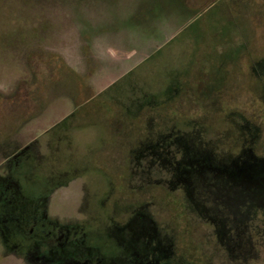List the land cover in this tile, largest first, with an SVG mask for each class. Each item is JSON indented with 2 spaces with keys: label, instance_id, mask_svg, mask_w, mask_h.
Here are the masks:
<instances>
[{
  "label": "trees",
  "instance_id": "1",
  "mask_svg": "<svg viewBox=\"0 0 264 264\" xmlns=\"http://www.w3.org/2000/svg\"><path fill=\"white\" fill-rule=\"evenodd\" d=\"M19 1H22L23 11L19 17H16L17 19L15 18V29L7 30L0 35V45L18 48L20 53L26 55L31 63L35 54L48 55L46 54L48 52H44L43 48L46 41L54 37L55 29L74 27L78 32V46L87 66L86 73L79 74L58 55L53 53L49 55L53 71L58 73L60 78L48 81L47 91L52 95L67 94L75 103L72 114L56 123L44 134V136L54 135L48 143L51 146V152L72 149L76 153L77 143L73 146L68 143L66 148L65 138L73 140L72 137H75L73 135L77 134L78 130L79 132L83 131L81 130L84 125L81 124L83 117L79 116L80 113L88 104L100 100V105L95 106L96 109L86 111L82 115L87 117L86 120L91 117H94L95 120L96 116L102 112L101 110L105 107L109 108V117H103L102 127L106 133H111V136L115 138L119 135L120 140H123L120 142V150L124 151L123 155L125 154V156L123 161L116 159V152L108 148L103 151L102 160L98 165L103 169L102 167L107 168L109 163L116 167L117 162H120V167H123L120 173V185L126 184V179L131 177V171L140 158L139 155L148 152L154 155L151 158L154 162L159 160L160 153L168 158L170 167L166 169L174 168L175 172L176 167H180L184 170L183 176H181L182 173L175 174L176 178L181 177V180L176 179L175 185L185 183L186 180H182V177H188L191 181L197 178L198 174L201 175L197 170L211 172L205 169V162L208 168L213 171L210 173L213 179L217 177L216 174H226L231 185H240L243 188L250 187H246L248 182L254 181L253 183L257 185L261 183L264 177V153L259 150L260 126L256 127L257 123L241 115H228L229 120L227 121L230 126L224 127L222 131L216 133L217 136L222 137V141L213 144L207 137L208 127L201 126L202 121L208 118L207 114L205 117L196 115L202 110L206 111L205 105L202 109L199 107L192 109L194 106H199L200 103L205 104L207 102L205 100L210 101L209 91L203 84L205 77H203L202 71L205 66L208 69L211 67L212 70L215 67L218 68L217 64L220 61L217 59L231 55L240 57L241 51L247 50L249 47L245 40L247 36L248 40L251 36L250 29L245 28L248 26L244 19L246 17L245 15L244 17L239 16L243 19L244 24H240V26L233 24L230 19L232 14L229 8L232 4L230 1H214L197 9L196 5H193L194 3L189 0H131L129 11L126 10L125 5L121 4L122 0ZM57 3L69 4L75 8L74 17L71 18L72 24L61 22L60 25H56L48 16H45L44 9ZM232 5L233 11H238L237 6ZM91 10H94L95 13L91 14ZM210 13V19L206 20V15L210 16ZM242 14L239 13V15ZM100 17L102 19L97 20ZM204 17L205 19L202 21ZM172 18L177 21L180 28L182 27L176 36L165 42L144 62L130 70L107 89L96 92L90 87L88 81L92 79L97 69V59L93 53L94 41L97 38L104 34L119 35L122 31H127L129 36L138 35L139 40L158 42L162 39V25ZM194 25L199 27L197 35L199 38L196 33L189 32V28ZM209 36L215 39L213 40L214 44L206 43L204 45L205 41L203 42L202 38ZM137 45L138 43L133 47H137ZM204 59H208V61L204 62ZM222 64L223 71L229 73L232 61L224 60ZM252 70L257 81L261 80L258 86L264 93V57L254 60ZM193 73L196 74L194 79L197 81L195 84L198 85L196 92L193 90L191 82ZM128 78H130V82H127ZM122 83L121 93L108 96L112 89ZM218 85L221 87V82ZM83 92L86 93L81 97ZM184 99L186 105L183 103ZM196 101L198 104L193 106L192 103H196ZM188 108L192 109L191 114H189ZM78 121L80 122L78 123ZM253 127L259 129V132L257 129H251ZM131 131H136L134 136L137 139L135 141H128V136L133 135ZM125 138L127 140H124ZM179 139H191L192 151L185 145H179L178 143L181 142L177 141ZM210 147L211 151H209ZM193 154H197L198 159H195ZM205 156L208 157V160H205ZM69 157L71 167L74 164L72 162L80 164L78 158L75 159L72 156L71 159V156ZM87 166L85 165V167ZM94 168L100 169L99 167ZM251 178L254 180L252 181ZM255 179L259 183H256ZM261 186L264 187L262 184ZM150 187L149 191L153 193L152 199L168 203L167 211L172 217L191 214L184 204L176 203L178 200L187 199L184 190H182V196L179 197L173 191L157 188L156 184H150ZM195 215L198 216L197 225L199 223L208 224L211 231L217 232L215 226L212 225L213 228H211L210 223L201 222V214ZM183 224L185 223H181V226ZM209 226L207 227L209 228ZM251 230L252 234L256 233L253 228Z\"/></svg>",
  "mask_w": 264,
  "mask_h": 264
},
{
  "label": "rangeland",
  "instance_id": "2",
  "mask_svg": "<svg viewBox=\"0 0 264 264\" xmlns=\"http://www.w3.org/2000/svg\"><path fill=\"white\" fill-rule=\"evenodd\" d=\"M189 1H192L193 5H196L198 9L220 0ZM225 1H230L238 8L235 13L232 9L234 7H231L233 5L231 4L229 7L230 12H232L230 19L233 24L236 26L244 24L243 19L239 16L244 17L245 15L246 18L244 19L248 25L245 28L250 29L249 34L251 36L249 40L247 39L248 36L244 39L247 40L249 47L247 50L241 51L240 57L238 55L232 57L233 55H231L217 59L220 61L217 64L218 68L215 67L212 70L211 67L208 69L205 66L202 71V75L205 77L203 84L205 89L209 91L210 101L205 100L207 101L205 104L200 103L199 106H194L198 104L196 101V103H192L194 106H192V109H197L198 107L202 109L205 105L206 111L202 110L196 115L197 117L201 115L205 117L207 114L208 118L202 121L201 126L208 127L207 137L213 144L217 141H222V137L217 136L216 133L222 131L224 127L230 126L227 121L229 120L228 115H241L257 123L255 126H260L261 130L259 150L264 153V93L261 92L262 90L258 86L261 80L257 81L258 79L254 76L252 70L254 60L264 57V0ZM21 4L22 1L20 2L19 0L0 1V35L7 30L12 31L15 29V18L19 17L23 11ZM121 4L125 5L126 10H128L131 0H122ZM74 11L75 8L64 3L53 4L44 9L45 16H48L56 25H60L61 22H70L72 24L71 18L73 19L74 17ZM238 12L243 14L239 15ZM36 13L38 14L39 12ZM90 13L94 14L95 11L91 10ZM211 13L210 16L206 15V20L210 19ZM96 15H98L97 12ZM102 17L97 20H101ZM204 19L205 17L202 21ZM162 29V39L158 42L139 40L140 37L138 35L129 36L127 31H122L119 35L104 34L97 38L93 47V53L97 59V69L92 79L88 81L90 87L96 92L107 89L130 70L144 62L151 53L158 50L165 42L176 36L182 30V27L180 28L177 21L172 18L162 25ZM198 30L199 27H196V25L189 28V32L196 33V36L198 35ZM77 33L74 27L55 29L54 37L48 39L43 48L44 52H48L46 53L48 55L39 56V54H35L31 63L26 58V55L20 53L18 48L0 45V141L5 140V150H12L15 146L19 148L33 142L36 144L34 147V149L36 148L35 151L45 152V143L49 142V140L51 141L54 135L44 136V134L74 111L75 103L71 97L67 94L52 95L47 91V85L48 81L60 78V75L53 71L51 57H49L51 53L58 55L77 73H86L87 66L78 46ZM197 37L199 38V36ZM213 40L215 39L211 36L202 38V41H205L204 45L206 43L213 45ZM137 43V47H133ZM224 60L232 61L233 63L229 73L223 71L222 63ZM207 61L208 59H204V62ZM195 77L196 74L193 73L191 82L193 90L196 92L198 85L195 84L197 82L194 79ZM129 79H127V82H130ZM220 82L222 84L221 87L218 85ZM122 86L123 83L116 86L108 93V96H115L121 93ZM85 93L83 92L80 96L83 97ZM185 99L183 101L184 105H186ZM94 102H96L95 105ZM94 102L84 107V111L79 115L83 117L81 123L84 124L81 129L83 131L79 132L78 130L77 134L73 135L75 136L72 137L73 140L68 139V137L65 138L66 142L64 144L66 148L68 143H71L72 146L77 143L76 153L72 149L53 151V153H57L58 161L55 160V168L58 163L60 166L65 159L67 160V167L70 168L71 160L69 156H71V159L73 156L83 162L72 169L78 168L79 171H83L85 168L94 169V167H99L98 177L96 175L86 176L87 182L92 190L96 191L98 189L100 199L104 200L105 204L110 205L112 196L110 193L105 196V187L111 185L114 195L117 196L118 191L121 190L120 173L123 167H120V162H117L116 167L109 163L108 169L104 167L101 169L98 164L102 160L103 151L108 148L116 152V159L123 161L125 154L123 155L124 151L120 150V142L123 140H120L119 135L115 138L111 136V133H106L102 127L104 124L102 123L103 117H109L110 111L108 107L101 110L102 112L96 116L95 120L94 117L85 119L87 117L83 116L84 112L96 109L97 107L95 106L100 105V100ZM199 102L201 101L199 100ZM192 109L189 110L188 108L189 114H191ZM201 126L199 124V127ZM251 129L256 130L257 128L253 127ZM135 132H132L133 135L130 134L128 136V141L137 139L134 136ZM257 132H259V129H257ZM124 140L127 139L125 138ZM177 141H181L178 143L179 145H185L191 150L193 145L191 139H179ZM111 145L117 147L113 148ZM1 146L3 145H0V158L2 157L1 153H4L1 152ZM209 151H211V147ZM144 154L139 155L140 158L134 166L135 175H132L129 179L127 178L126 184L139 186L142 184H166L168 182L176 184L175 174H181L184 170L176 167L175 172L174 168V170L169 168L172 170L169 172L170 170L166 168L170 167V161H167L168 158H165L162 153L158 155L159 160L157 162L151 159L154 156L151 153ZM193 155L195 159L198 157L197 154ZM208 157L205 156V160ZM85 165L88 166L85 167ZM204 165L206 170L213 172L208 168L206 162ZM0 172H4L3 166L0 167ZM197 172L201 175L197 173V178L192 181H186L194 189V200L197 201L196 209L199 215L201 214L214 221L215 229L220 232L228 251L221 250L222 245L219 244L218 253H215L213 264H264V187L261 186V184L264 185V177L261 183L255 179V182H258L259 185L253 183L254 179L251 178L253 182H248L246 185V187H250L243 188L240 185H231V181H229L226 174H216L217 177H214V180L212 175H210L211 172L207 173L202 169L197 170ZM183 175L182 173L181 176ZM186 179L187 177H182V180ZM87 182L85 181V183ZM83 183L84 180L78 179L71 185V187L75 185L72 187L73 191L65 195V205L63 204L61 207L64 212L77 213L75 208L79 207L83 197L79 198V196L73 195V192L74 189H78L77 184L81 185ZM149 194L148 199L151 200L153 193L149 191ZM202 224L199 223L196 228L199 232V239L208 237L211 231L207 225ZM185 225L183 224V226ZM252 228L256 231L255 234H252ZM222 252L224 254L227 253V256ZM0 264H23L1 240Z\"/></svg>",
  "mask_w": 264,
  "mask_h": 264
},
{
  "label": "flooded vegetation",
  "instance_id": "3",
  "mask_svg": "<svg viewBox=\"0 0 264 264\" xmlns=\"http://www.w3.org/2000/svg\"><path fill=\"white\" fill-rule=\"evenodd\" d=\"M0 143V240L23 264H213L219 244L228 252L218 231L199 239L197 201L188 177L183 184L156 185L179 197L186 192L187 199L176 203L191 214L174 218L168 203L148 199V184L121 185L117 196L107 185L105 196L112 197L105 204L86 177L97 176L98 168L79 171L72 169L79 165L75 162L68 168L66 159L55 168L57 153L49 142L45 152L35 151L33 142L12 150H5V140ZM78 179L84 183L73 195L83 199L77 213L64 212L65 195ZM200 219L213 228L211 218Z\"/></svg>",
  "mask_w": 264,
  "mask_h": 264
}]
</instances>
